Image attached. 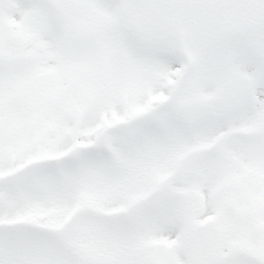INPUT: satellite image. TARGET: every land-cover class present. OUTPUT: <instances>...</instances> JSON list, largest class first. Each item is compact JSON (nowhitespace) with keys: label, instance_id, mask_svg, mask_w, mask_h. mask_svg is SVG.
<instances>
[{"label":"snow or ice","instance_id":"obj_1","mask_svg":"<svg viewBox=\"0 0 264 264\" xmlns=\"http://www.w3.org/2000/svg\"><path fill=\"white\" fill-rule=\"evenodd\" d=\"M0 264H264V0H0Z\"/></svg>","mask_w":264,"mask_h":264}]
</instances>
